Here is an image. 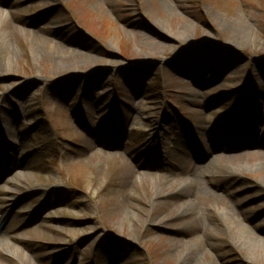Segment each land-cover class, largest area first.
<instances>
[{
    "label": "rangeland",
    "instance_id": "rangeland-1",
    "mask_svg": "<svg viewBox=\"0 0 264 264\" xmlns=\"http://www.w3.org/2000/svg\"><path fill=\"white\" fill-rule=\"evenodd\" d=\"M0 12V162L23 160L0 187L24 175L0 191L14 236L0 264H264V0Z\"/></svg>",
    "mask_w": 264,
    "mask_h": 264
},
{
    "label": "bare ground",
    "instance_id": "bare-ground-1",
    "mask_svg": "<svg viewBox=\"0 0 264 264\" xmlns=\"http://www.w3.org/2000/svg\"><path fill=\"white\" fill-rule=\"evenodd\" d=\"M7 20V14L0 12V45L3 44L5 47H3V49H5V52L7 54V48H8V37H6V33L4 32V28H3V22L6 23ZM7 47V48H6ZM2 49V47H1ZM6 66L9 65L8 62L4 63ZM4 145L6 147H10L12 146V142L9 141V139L4 138ZM15 161V160H13ZM19 163V161H18ZM22 166V164H13V166L9 169H5L3 168V171H5V173L7 174H12L13 172H15L17 169H19V167ZM24 175L21 174H14V176L11 178L10 182H8V187H3L0 188V191L4 192V193H9L10 192V186H15V182L19 181ZM192 183V182H191ZM2 194H0V202H3L5 200V198H3L1 196ZM182 213H194L195 212V208H194V204H187L185 205L182 209H181ZM227 211L223 212L219 215V218L225 223L226 227L228 228L229 232L231 231L235 240L238 242L239 245L243 246V248L247 251L248 253V258L251 259H256L257 255L255 253V250L258 249L257 246V241L255 239V237L252 236V238H250L247 233L249 232V230H247V228L240 224V222L231 214V220H233L234 222L231 223L228 221V215L226 214ZM228 217V218H227ZM7 219H11V216L8 215V212L6 209L1 208L0 205V257H4V256H8L10 255L12 248L11 245L9 244V242H12V239H14V236L12 235L13 229H12V225L9 224H5V221ZM227 221V222H226ZM204 244V243H203ZM206 244V245H210ZM204 244V248L206 249V246ZM260 250H261V246H260ZM6 254H5V253ZM188 252H192V250H189ZM261 252V251H260ZM190 257L188 254H186V258ZM3 259V258H2Z\"/></svg>",
    "mask_w": 264,
    "mask_h": 264
}]
</instances>
